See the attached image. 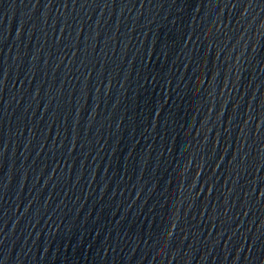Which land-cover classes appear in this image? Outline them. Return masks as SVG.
Here are the masks:
<instances>
[{
    "label": "water",
    "instance_id": "1",
    "mask_svg": "<svg viewBox=\"0 0 264 264\" xmlns=\"http://www.w3.org/2000/svg\"><path fill=\"white\" fill-rule=\"evenodd\" d=\"M0 264H264V0H0Z\"/></svg>",
    "mask_w": 264,
    "mask_h": 264
}]
</instances>
